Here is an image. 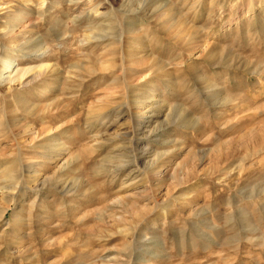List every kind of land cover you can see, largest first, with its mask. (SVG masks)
Returning a JSON list of instances; mask_svg holds the SVG:
<instances>
[{
    "label": "rangeland",
    "instance_id": "374dc122",
    "mask_svg": "<svg viewBox=\"0 0 264 264\" xmlns=\"http://www.w3.org/2000/svg\"><path fill=\"white\" fill-rule=\"evenodd\" d=\"M0 73V264H264V0H0Z\"/></svg>",
    "mask_w": 264,
    "mask_h": 264
},
{
    "label": "bare ground",
    "instance_id": "6f19581e",
    "mask_svg": "<svg viewBox=\"0 0 264 264\" xmlns=\"http://www.w3.org/2000/svg\"><path fill=\"white\" fill-rule=\"evenodd\" d=\"M100 2V1H99ZM4 5V4H3ZM104 16V15H103ZM8 30H10V29H8ZM4 34V33H3ZM9 34H11V35H14V34H16V32L15 31H10L9 32ZM7 35H8V33H7ZM7 37V36H6ZM5 38V37H4ZM5 61V60H4ZM5 64H6V66H5V69L6 70H8V71H6V72H4V73H2V75L3 74H5V73H8V72H10L11 71V64H12V62L10 61V59H7L6 61H5ZM43 67V66H42ZM46 68V71H48L49 70V66H44V69ZM18 72H20V71H18ZM55 72V71H54ZM22 73H23V71H22ZM15 74V73H14ZM0 75H1V73H0ZM22 75V74H21ZM27 75V74H26ZM7 76V75H6ZM7 77H9V76H7ZM22 77V76H21ZM24 77V76H23ZM5 78H4V76L2 77L1 76V78H0V81H2L3 82V80H4ZM136 113V112H135ZM136 117V116H135ZM132 148V147H131ZM128 154L130 155V157H131V159L132 158H134L135 160H137V156H136V154H134V152H133V149H130V151L128 152ZM128 155V156H129ZM129 157V158H130Z\"/></svg>",
    "mask_w": 264,
    "mask_h": 264
}]
</instances>
